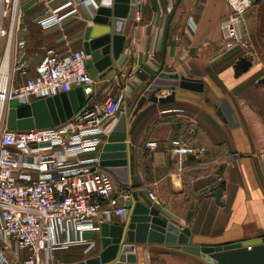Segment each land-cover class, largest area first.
<instances>
[{
  "label": "crops",
  "instance_id": "0c3cea01",
  "mask_svg": "<svg viewBox=\"0 0 264 264\" xmlns=\"http://www.w3.org/2000/svg\"><path fill=\"white\" fill-rule=\"evenodd\" d=\"M65 1H41L44 7L30 12L33 22L23 27L30 76L45 49L60 55L82 50L83 32L95 11L92 5L80 6L76 15L47 29L36 23L48 8ZM135 5L134 17L125 24L123 61L93 81L88 103L121 96L122 106L130 108L150 94L149 85L171 86L176 76L201 79L204 89H176L172 103L146 100L132 117L128 143L133 180L128 192H136L141 202L154 204L169 221L187 229L193 244L224 245L264 236V0H254L239 27L240 44L230 50L224 47L220 28L230 12L226 0H136ZM241 58L251 66L236 78L234 66ZM170 93L157 90L161 97ZM221 98L232 108L236 127L217 116ZM176 139L205 153L181 165L171 152ZM218 189L220 204L213 196ZM149 192L156 201L149 199ZM125 220L116 217L111 223ZM91 237L96 244L88 254L75 246L49 259L44 256L43 263L74 264L97 255L100 235ZM136 250V264H209L161 244H136ZM7 255L11 264H23L28 256L12 247Z\"/></svg>",
  "mask_w": 264,
  "mask_h": 264
},
{
  "label": "built area",
  "instance_id": "2783aa9c",
  "mask_svg": "<svg viewBox=\"0 0 264 264\" xmlns=\"http://www.w3.org/2000/svg\"><path fill=\"white\" fill-rule=\"evenodd\" d=\"M21 0H0V264H11L7 251L27 252L23 264H44L57 251L80 246L88 254L103 222L124 217L130 193L99 165V151L121 109L122 97L86 103L58 126L10 131L5 119L9 104L33 101L81 86L93 80L83 50L60 55L45 49L30 76L27 41L22 35ZM51 3L55 0H41ZM230 12L220 22L226 49L240 44L239 27L254 0H226ZM94 0H66L37 20L41 29L76 15ZM150 146L155 144L150 143ZM171 152L187 163L204 148L183 140L171 142ZM121 187V186H120ZM151 201H156L152 192Z\"/></svg>",
  "mask_w": 264,
  "mask_h": 264
},
{
  "label": "water",
  "instance_id": "95a60500",
  "mask_svg": "<svg viewBox=\"0 0 264 264\" xmlns=\"http://www.w3.org/2000/svg\"><path fill=\"white\" fill-rule=\"evenodd\" d=\"M136 0H101L90 23L83 32L82 50L88 55V74L94 81L102 79L114 65L123 61L124 29L127 19L135 15ZM251 66L247 58H241L234 66L237 78ZM150 94L142 95L127 111H123L107 134L99 151L100 167L114 177L121 188L132 187L128 123L146 100L172 103L176 89L202 93L201 79L176 76L171 86L155 88L149 85ZM169 89L168 96L161 97L157 90ZM92 85H81L30 104L11 102L6 114V127L10 131L58 126L71 119L89 100ZM223 123L231 128L238 125L234 112L226 98H221L216 112ZM220 204L222 189L213 193ZM126 220L122 223L103 222L100 225V252L74 264H136V244H161L202 258L209 264H264V236L224 245L193 244L187 229L169 221L156 206L139 200L136 192L124 202Z\"/></svg>",
  "mask_w": 264,
  "mask_h": 264
},
{
  "label": "rangeland",
  "instance_id": "374dc122",
  "mask_svg": "<svg viewBox=\"0 0 264 264\" xmlns=\"http://www.w3.org/2000/svg\"><path fill=\"white\" fill-rule=\"evenodd\" d=\"M100 1L101 0H98L95 3L99 4ZM43 7H44V4L40 0H21L20 1V15H21L20 23H21V27H24L25 25L27 27L30 26L32 24V22H33L32 18H30V12H33L36 9H40V8H43ZM36 23H37V21H36ZM33 43H34V41H33ZM34 45L36 46V48L34 50H37L38 44H34ZM128 105L129 104H125L124 106H122V101L120 103V106L123 109V111H127L129 109ZM123 111H120V112L122 113ZM5 123H6V119H5Z\"/></svg>",
  "mask_w": 264,
  "mask_h": 264
},
{
  "label": "bare ground",
  "instance_id": "6f19581e",
  "mask_svg": "<svg viewBox=\"0 0 264 264\" xmlns=\"http://www.w3.org/2000/svg\"><path fill=\"white\" fill-rule=\"evenodd\" d=\"M90 5H93L92 3H89V4H87L86 6L88 7V6H90ZM113 126V125H112ZM112 128V127H111Z\"/></svg>",
  "mask_w": 264,
  "mask_h": 264
}]
</instances>
